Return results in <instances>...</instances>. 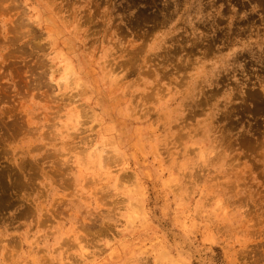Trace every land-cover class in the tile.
I'll return each mask as SVG.
<instances>
[{"label":"rangeland","instance_id":"obj_1","mask_svg":"<svg viewBox=\"0 0 264 264\" xmlns=\"http://www.w3.org/2000/svg\"><path fill=\"white\" fill-rule=\"evenodd\" d=\"M0 264H264V0H0Z\"/></svg>","mask_w":264,"mask_h":264},{"label":"bare ground","instance_id":"obj_2","mask_svg":"<svg viewBox=\"0 0 264 264\" xmlns=\"http://www.w3.org/2000/svg\"><path fill=\"white\" fill-rule=\"evenodd\" d=\"M67 63L69 64V65H67L66 66V68H65V74H64V81L66 82V81H68V80H70V79H72L73 77L75 78V77H77V73H76V71L74 70V68H73V66H72V64L69 62V61H67ZM40 79V78H39ZM74 80V79H73ZM70 83V82H69ZM43 84V83H42ZM60 86H62V85H60ZM103 153V152H102ZM107 155H108V153H107ZM104 156V155H103ZM105 158L104 159H106V156H104ZM103 160V159H102ZM103 162H104V160H103ZM103 162H102V164H103ZM106 162H107V160H106ZM105 163V162H104ZM102 164H101V166H102ZM104 165V164H103Z\"/></svg>","mask_w":264,"mask_h":264}]
</instances>
